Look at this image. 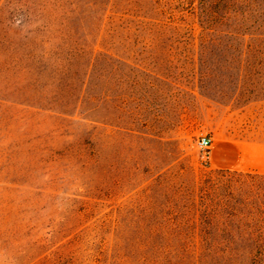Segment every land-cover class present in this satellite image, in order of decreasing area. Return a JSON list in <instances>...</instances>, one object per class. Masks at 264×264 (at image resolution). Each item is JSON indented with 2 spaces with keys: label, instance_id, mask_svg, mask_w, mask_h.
<instances>
[{
  "label": "rangeland",
  "instance_id": "rangeland-1",
  "mask_svg": "<svg viewBox=\"0 0 264 264\" xmlns=\"http://www.w3.org/2000/svg\"><path fill=\"white\" fill-rule=\"evenodd\" d=\"M239 149L264 0H0V264H221L166 226Z\"/></svg>",
  "mask_w": 264,
  "mask_h": 264
},
{
  "label": "trees",
  "instance_id": "trees-1",
  "mask_svg": "<svg viewBox=\"0 0 264 264\" xmlns=\"http://www.w3.org/2000/svg\"><path fill=\"white\" fill-rule=\"evenodd\" d=\"M219 173L184 198L166 233L187 245L198 242L201 257L221 264H264V172Z\"/></svg>",
  "mask_w": 264,
  "mask_h": 264
},
{
  "label": "crops",
  "instance_id": "crops-1",
  "mask_svg": "<svg viewBox=\"0 0 264 264\" xmlns=\"http://www.w3.org/2000/svg\"><path fill=\"white\" fill-rule=\"evenodd\" d=\"M227 146V144L225 145ZM229 147V145H228ZM221 154H223L221 156V158H218L217 156H215V162L217 164V166L219 168H236V169H240V170H248V169H257V163H250V162H244L241 161V151L239 149V156L235 159V158H229L227 156V151L224 150ZM224 161V162H223ZM229 161V162H228ZM259 171V169H258Z\"/></svg>",
  "mask_w": 264,
  "mask_h": 264
},
{
  "label": "built area",
  "instance_id": "built-area-1",
  "mask_svg": "<svg viewBox=\"0 0 264 264\" xmlns=\"http://www.w3.org/2000/svg\"><path fill=\"white\" fill-rule=\"evenodd\" d=\"M198 143L200 148L208 151L211 148L212 145V138L208 135H202L199 139H198Z\"/></svg>",
  "mask_w": 264,
  "mask_h": 264
}]
</instances>
